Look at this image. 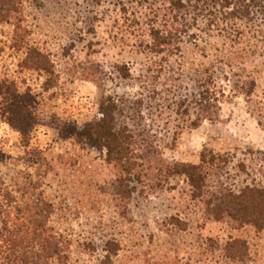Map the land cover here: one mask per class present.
Returning a JSON list of instances; mask_svg holds the SVG:
<instances>
[{
	"label": "rangeland",
	"instance_id": "rangeland-1",
	"mask_svg": "<svg viewBox=\"0 0 264 264\" xmlns=\"http://www.w3.org/2000/svg\"><path fill=\"white\" fill-rule=\"evenodd\" d=\"M116 3L21 0V25H0V80L36 96L39 125L31 146L47 159L40 169L28 165L0 98V181L16 201L53 206L50 227L65 248L63 264H100L110 242L119 249L114 264H264V231L207 212L203 201H192L184 178L139 187L126 200L116 195L118 174L105 154L59 138L58 126L92 122L100 101L112 98L120 106L119 124L161 150L169 163L198 165L205 148L227 156L230 164L211 177V190L227 188L238 195L264 189V128L242 99L224 104L219 121L185 128L174 151L166 146L176 126L180 90L161 93L141 114L135 110L140 93L149 95L116 72V65L141 69L125 47L126 16ZM30 48L47 56L48 72L25 68ZM258 96L264 97V82Z\"/></svg>",
	"mask_w": 264,
	"mask_h": 264
},
{
	"label": "trees",
	"instance_id": "trees-1",
	"mask_svg": "<svg viewBox=\"0 0 264 264\" xmlns=\"http://www.w3.org/2000/svg\"><path fill=\"white\" fill-rule=\"evenodd\" d=\"M93 2L102 5V0ZM21 7V0H0V25L20 26ZM115 7L126 16L130 40L125 47L141 68L116 65V72L149 95L140 93L135 110L141 114L161 93L180 90L167 149H177L185 128L219 121L223 105L233 99H242L264 128V97L258 96L264 82V0H117ZM24 66L48 72L49 59L30 48ZM0 98L7 124L20 135L28 165L47 166L43 152L31 146L39 125L36 96L29 89L21 93L15 82L2 79ZM119 112V104L106 98L92 122L57 127L61 140L105 154L118 174L117 196L129 200L139 187L184 178L192 201H203L207 212L264 231V189L248 188L238 195L227 188L210 189L214 173L229 166L227 156L205 148L198 165L169 163L161 150L141 143L139 135L119 124ZM0 185V264H63L65 248L50 227L53 206L42 200L16 201L14 193L1 181ZM118 251L115 243H107L100 264H114Z\"/></svg>",
	"mask_w": 264,
	"mask_h": 264
}]
</instances>
